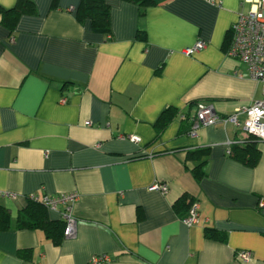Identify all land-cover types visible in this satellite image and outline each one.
Returning a JSON list of instances; mask_svg holds the SVG:
<instances>
[{"label": "crops", "instance_id": "0c3cea01", "mask_svg": "<svg viewBox=\"0 0 264 264\" xmlns=\"http://www.w3.org/2000/svg\"><path fill=\"white\" fill-rule=\"evenodd\" d=\"M32 2L35 14L12 32L0 23V204L15 220L31 196L76 192V227L59 244L41 230H0V264H88L98 253L111 257L104 264H264V140L249 166L227 151L247 136L244 113L237 126L200 125L193 135L183 125L199 101L225 116L261 98V83L226 53L249 2L153 0L140 16L134 2L106 0L109 34L76 20L80 0ZM197 39L206 46L184 54ZM181 196L198 205L189 226L174 205Z\"/></svg>", "mask_w": 264, "mask_h": 264}, {"label": "built area", "instance_id": "2783aa9c", "mask_svg": "<svg viewBox=\"0 0 264 264\" xmlns=\"http://www.w3.org/2000/svg\"><path fill=\"white\" fill-rule=\"evenodd\" d=\"M244 1L249 2V7L245 11H240L236 20L231 24L229 29L230 41L226 53L243 64L252 79L261 83L262 96L248 105L236 107L233 113L225 116L217 114L211 103L197 102L196 110L189 118L191 121L190 135L195 134L200 125L231 121L237 126L240 124L237 114L244 113L245 119L241 125L242 132L245 135H253L257 140H264V0ZM205 46V40L197 39L190 46L185 47L182 52L191 55ZM65 100L66 97L63 96L61 101L65 102ZM84 123L88 125L89 121ZM126 137L133 142L139 141L138 136L133 134ZM227 151L229 153V149ZM152 188L165 192L167 186L164 183H156ZM76 197V192L39 197L48 210L59 212L60 218L65 221L64 237L71 236L75 232L76 222L70 211V204ZM61 204H64L65 207L58 211ZM259 206H264V200L259 201ZM197 217L198 205L196 202H192L186 215L182 217V222L189 226L196 222ZM250 256L251 254L247 250H241L237 253V257L243 262L247 261ZM110 260L111 257L107 253L92 254L88 259V264H104Z\"/></svg>", "mask_w": 264, "mask_h": 264}, {"label": "trees", "instance_id": "16d2710c", "mask_svg": "<svg viewBox=\"0 0 264 264\" xmlns=\"http://www.w3.org/2000/svg\"><path fill=\"white\" fill-rule=\"evenodd\" d=\"M134 2L139 6V15L141 16L146 6L152 4L153 0H126ZM56 6V0H52L50 7ZM35 6L32 0H16L12 7L4 8L0 6V23L10 32L15 28L18 18L23 14H35ZM78 22L83 23L88 20L93 31L103 34L110 32V7L106 0H80L74 11ZM172 107H167L159 114L155 125L162 128L169 120V113ZM191 115L184 117V128L188 130L191 125L189 120ZM258 141L253 135H247L241 142L234 143L229 149L232 158L246 165L253 166L258 157ZM204 160L198 162L192 168V173L196 179H200L204 174ZM193 200L186 202L184 196L179 197L174 205L176 208L185 207L187 210ZM65 221L62 218L52 219L48 215V209L44 206L39 197H30L27 203L21 208L15 220L10 217L9 210L0 204V230L10 228H28L41 230L44 236L53 244H59L64 238ZM204 235L207 237H218V232L214 228H205ZM23 254L22 251L18 252Z\"/></svg>", "mask_w": 264, "mask_h": 264}]
</instances>
